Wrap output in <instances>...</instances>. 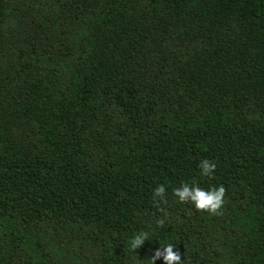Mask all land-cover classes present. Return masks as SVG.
Returning a JSON list of instances; mask_svg holds the SVG:
<instances>
[{"label":"trees","instance_id":"16d2710c","mask_svg":"<svg viewBox=\"0 0 264 264\" xmlns=\"http://www.w3.org/2000/svg\"><path fill=\"white\" fill-rule=\"evenodd\" d=\"M193 182L223 185L219 214L173 195ZM159 243L264 264V0H0V264Z\"/></svg>","mask_w":264,"mask_h":264},{"label":"clouds","instance_id":"9594fccd","mask_svg":"<svg viewBox=\"0 0 264 264\" xmlns=\"http://www.w3.org/2000/svg\"><path fill=\"white\" fill-rule=\"evenodd\" d=\"M199 168L202 176H212L216 168L215 163L208 159H202L199 162ZM165 186L163 184L157 185L153 189V199L159 198L163 201L165 198ZM225 189L223 185L210 187L204 189L198 186L197 183L191 184L182 183L179 187L173 189V195L177 197L180 202H190L197 210L207 211L210 214H219L218 210L223 204ZM156 224L160 227L164 226V220L158 219ZM145 241H152L150 233L147 231H138L134 233L128 241V247L131 250L139 248ZM160 244V243H159ZM175 248L174 243L160 244V247L153 251L151 257V264L158 258H162L164 264H181V252Z\"/></svg>","mask_w":264,"mask_h":264}]
</instances>
